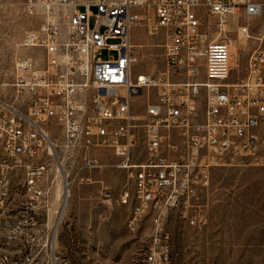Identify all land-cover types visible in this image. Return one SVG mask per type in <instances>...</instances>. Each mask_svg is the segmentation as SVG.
<instances>
[{"label": "built area", "instance_id": "1", "mask_svg": "<svg viewBox=\"0 0 264 264\" xmlns=\"http://www.w3.org/2000/svg\"><path fill=\"white\" fill-rule=\"evenodd\" d=\"M22 9L35 24L21 45L38 50L44 64L31 53L16 57L14 100L0 98V207L22 167L26 191L39 183L31 207L53 219L51 186L42 181L45 152L54 154L69 190L90 182L101 150H109L126 172V225L138 229L157 206L145 262L166 264L170 211L201 227L213 168L264 166V30L244 75L233 78L225 28L235 18L237 38H253L242 18L261 16L264 0H22ZM149 10L153 29L167 32L165 66L135 73L132 28L151 20ZM202 13L212 21L202 23ZM103 50L116 55L102 58ZM142 94L144 103L133 108Z\"/></svg>", "mask_w": 264, "mask_h": 264}, {"label": "rangeland", "instance_id": "2", "mask_svg": "<svg viewBox=\"0 0 264 264\" xmlns=\"http://www.w3.org/2000/svg\"><path fill=\"white\" fill-rule=\"evenodd\" d=\"M146 14L151 20H141L132 28L135 73H157L165 66L167 32L163 27L154 30L153 13L149 10ZM201 16L204 24L212 21L205 13ZM234 19H229L225 28L230 29L227 36L235 66L232 76L236 78L244 75L248 53L260 42L257 37L264 30V11L261 16L242 18L249 21L253 36L246 41L237 38ZM34 24L23 12L22 0H0L2 100H14L16 57L31 53L38 67L44 64L38 50L21 45L24 31ZM109 55L116 53H100L102 58ZM144 100L143 94L134 98L133 108H139ZM101 152L102 166L90 173L91 181H75L70 186L63 217L58 209L62 176L53 169L52 158L46 183L53 193L49 211L53 219L43 218L42 211L31 207L30 194L24 188V169L14 171L11 197L0 207V264H146L154 225L146 215L138 229L127 227L130 205L120 200L126 172L116 166L109 150ZM202 211L206 222L201 227L190 225L179 210L170 211L165 222L170 231L166 264H264V166L213 168ZM33 214L35 220L31 219Z\"/></svg>", "mask_w": 264, "mask_h": 264}, {"label": "bare ground", "instance_id": "3", "mask_svg": "<svg viewBox=\"0 0 264 264\" xmlns=\"http://www.w3.org/2000/svg\"><path fill=\"white\" fill-rule=\"evenodd\" d=\"M44 157L46 159L43 158L44 168H42V181L46 183V178H47L46 175L49 169V158H52L54 160V154H52V152H45ZM54 168H55V161H54L53 169ZM68 191L69 190L67 188H63V201H62V206H61L62 213L64 212V207L66 205L67 197L69 195ZM27 192L30 194V196H36L37 192H39V183H32L30 186H28ZM148 215L150 216V219L152 221V224L154 225V228H157V206H150V212L148 213Z\"/></svg>", "mask_w": 264, "mask_h": 264}]
</instances>
